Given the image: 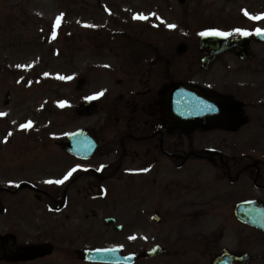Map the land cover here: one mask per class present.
I'll return each instance as SVG.
<instances>
[{"label":"flooded vegetation","instance_id":"obj_1","mask_svg":"<svg viewBox=\"0 0 264 264\" xmlns=\"http://www.w3.org/2000/svg\"><path fill=\"white\" fill-rule=\"evenodd\" d=\"M215 1L209 5V1L192 0L199 10L195 20L206 25L202 28L206 31L231 33L222 36L236 39L237 43L216 53L207 69L201 61L208 53L201 48L198 37L187 40L185 35L183 39L173 38V42L164 33L158 38L150 24L148 29L136 22L141 24L132 34L137 38L123 39L119 38L122 34H115V38L111 35L110 39L98 41L100 49L111 54L110 60L104 59L102 69L108 78L98 105L102 117L97 126H89L98 149L86 161L71 156L59 158V152L54 151V163L63 161L54 169V206H64L68 211L81 205L73 191L79 194L85 190L87 199H95L96 190H105L107 195L123 183L130 184L139 191L138 201L146 195L158 215L163 213L167 221H180L182 232L194 235L197 258L187 264H212L213 257L222 252L235 256L248 253L247 264H264V240L259 243L262 251L256 252L254 258L251 234L257 236V232L240 222L234 212L236 204L245 200L256 199L264 205V34L257 36L258 29L264 32V6H223L222 1L215 6ZM158 3L143 20L165 32L171 25V0ZM113 4L103 10L110 9L106 14L115 28L119 23L114 22L111 9H119L121 3ZM190 9L178 11L173 25L189 29L186 21L193 16ZM254 16L261 18L253 19ZM127 19L122 24L128 30L127 26L133 24ZM123 28L117 29L124 32ZM238 28L249 34L235 32ZM135 43L142 47L141 53L124 57L123 48ZM178 43L185 46L183 53L177 52ZM173 82H191L208 95L232 101L238 106V128L202 125L188 132L171 129L160 107L162 92ZM95 127L103 131L96 134ZM202 128H210L214 134L205 138ZM241 128H245L244 134L236 135ZM75 162L82 167H73ZM93 169L99 173L89 172ZM67 170H72L69 178L56 183ZM9 208L10 204L6 212ZM25 216L21 217L24 230ZM59 217L54 214V224ZM7 241L8 236L1 241L0 257L12 251L3 244Z\"/></svg>","mask_w":264,"mask_h":264},{"label":"rangeland","instance_id":"obj_2","mask_svg":"<svg viewBox=\"0 0 264 264\" xmlns=\"http://www.w3.org/2000/svg\"><path fill=\"white\" fill-rule=\"evenodd\" d=\"M189 1L185 0L181 8H192L194 14L198 9ZM220 1H223V6L232 5L229 0H217L215 6L220 4ZM118 2H122L123 10H114L116 15L128 18L129 24H136V26H127V30L126 25L122 24L123 19L120 20V17L115 15L114 22L119 23L115 28L122 26L128 34L135 33L134 28L141 25H137L136 22H142L148 29L151 26V29L156 31V37L161 38L164 33L169 34L174 42L173 38H181L185 35L183 38L191 40L202 27L206 26H197L196 20L192 19V25H187L189 30L178 26L163 32L160 28L153 27L151 21L135 18L132 15L134 12L143 16L150 14V9L154 8L153 0H120ZM233 2L236 5H246L251 9L264 6V0H233ZM113 3L115 1L112 0H77L76 2L74 0H0V114H3L0 115V201L1 204L6 201L10 204L8 216L0 215V238L9 236L8 242L4 245L13 250L44 243L52 248L50 253L25 263L2 261L0 264H79L81 261L75 253L72 251V254H66V249L71 248L70 250L77 251L86 247H104L113 244L121 245L124 252H135L139 256L136 264H187L194 262L197 258V248L191 239L187 241L189 252H186V248L183 247V235L187 234L182 232V223L163 219L156 224L153 223L149 215L154 204H149L145 200L144 206L142 203L135 206L139 191H132L131 188L124 190L126 195L124 199L129 200H124L121 205L115 207L116 209L108 207L101 211L100 207H88L84 211V214H88V217L84 218L85 221L80 220L81 216L70 217L73 220L64 228H59L56 234L53 228L41 226L44 224L60 226V222L54 224V212L47 213L45 208L47 199L36 202L29 190H21L17 195L4 191V189L12 188L5 187L9 181L16 185L21 179L34 182L40 179V176H33L36 165L31 162V159H28V164L21 168L13 165L14 161L20 162L32 155L38 156L39 159L47 156L54 158L56 149L54 138L62 140L61 138H65L66 134L75 127H87L89 124L95 126L98 121L100 122L102 115L77 118L72 114V108L80 100L95 97L105 83L103 77L95 75L98 73L85 74V72L86 69L94 66L92 59L98 63L101 59L110 60L106 52L97 53L94 57L91 52H95V48L100 46H96L94 42L90 46L89 42L94 39L99 40V37L103 35L101 32L105 30L102 29L101 22H109L108 19L105 20L103 8L114 5ZM74 4L79 6L80 12H77L80 16L78 21L81 24L74 25L76 29H68V21L75 16ZM209 5H211L210 0ZM65 7L73 9L69 11ZM179 10L177 1L171 0V16H175L174 13ZM60 13L63 14L62 26L54 31L53 39H50L49 28L54 21H57ZM170 20L173 24L177 19ZM78 25L81 27L79 28ZM84 25L85 27H82ZM88 64L91 66H86ZM94 68L97 67L94 66ZM74 72H77L80 77L86 75L87 83L80 91L74 88L75 79L78 78L73 77ZM7 92L11 99L10 103L5 105L3 100ZM29 122H31L29 127H21ZM97 128L103 131L102 128ZM244 131L245 128H241L236 135H243ZM203 133L213 134L210 130ZM62 163L63 161L60 160L48 166L53 168L54 173V169ZM90 163H94V160ZM45 176L43 177L46 178ZM38 188L43 191H54L51 184H41ZM133 193L136 194L135 207H132L131 203ZM144 198L147 196L145 195ZM118 203L121 202L118 201ZM91 208L100 216L113 211L118 222L125 226L123 231L117 234L107 229L103 224V217L91 219L89 217ZM26 210L30 211L28 215ZM20 215H26L24 219L26 230L22 228L23 222L16 221L20 220ZM11 217L15 221H8ZM77 221H80L79 224L74 225ZM36 224L38 225L34 226ZM157 243L164 247L166 253L152 260L142 259L144 250L150 249ZM252 245L256 249L255 258L256 252L262 251V247L255 242L253 236ZM61 247L64 248L63 253L56 250ZM255 262L259 263V260Z\"/></svg>","mask_w":264,"mask_h":264},{"label":"water","instance_id":"obj_3","mask_svg":"<svg viewBox=\"0 0 264 264\" xmlns=\"http://www.w3.org/2000/svg\"><path fill=\"white\" fill-rule=\"evenodd\" d=\"M202 40H203L202 42L203 47L208 48V49H212L216 43H218L216 46L219 49H222L228 46L229 44H232L231 41H226L223 39H218L219 41H216L214 43L213 36H204L202 37ZM81 83L82 81L79 82L78 87H80ZM8 101H9V95L6 96L5 103H8ZM212 103L215 104L216 109H214V107L212 106ZM162 106H163L162 107L163 113H165L167 109V118L169 122H176L177 120H175L174 118H179V119L182 118L184 120L183 123L187 125H190V124L201 125V124H204L205 122L207 125H212L213 123H215V120L221 119V118H224V121L223 122L219 121L220 125H223V124L227 125L229 123L227 119L230 118L231 111L228 115L226 112V108L228 107V109H232L231 103L227 105V103L222 101V99H218L214 97H206L205 95H202L200 91H198L196 88L190 85H183V86L173 85L167 88V90L163 94ZM94 108L95 106L93 102H86L77 108V112L79 115L92 114L94 111ZM217 110H218V113H217ZM73 136L76 139V138H88L86 136H89V135L82 131L76 132L75 134H72V135H68L67 136L68 142L65 144V147L69 151H72L70 148L71 143L69 142L70 141L69 138H72ZM76 145L77 147H81V146L83 147V143H80L79 141L76 142ZM240 207H242V205L238 206V208ZM237 216L240 219H243V216L240 215V213H237ZM244 220L258 228H261L264 231V208L261 206L250 204V214H248ZM105 223L114 224V220L112 218H106ZM48 251H49L48 246L22 249V250L16 251L12 255H10V257L11 258H33L39 255L45 254ZM159 253H160V249L156 248L154 252H149V255L159 254ZM87 254H90V256L87 257L90 261L124 262V263L132 262L131 257H129L128 259H125V257H120L119 251L116 248L111 249V250L110 249L105 250V251L95 250V251L87 252ZM213 263L214 264H232L233 259L230 255L225 254L221 257L216 258Z\"/></svg>","mask_w":264,"mask_h":264},{"label":"snow or ice","instance_id":"obj_4","mask_svg":"<svg viewBox=\"0 0 264 264\" xmlns=\"http://www.w3.org/2000/svg\"><path fill=\"white\" fill-rule=\"evenodd\" d=\"M245 14H247V13H245ZM136 18H140V19H147V17H145V16H143L142 14L141 15H139L138 17H136ZM253 19H260L261 17L260 16H254V17H252ZM58 20H59V18H58ZM168 27H170V28H173V27H175V25H168ZM235 32H238V33H240V34H242V35H248L249 33L246 31V30H242V29H235L234 30ZM261 32V30H257V33H260ZM231 33H224V32H219V31H216V30H209V31H206V32H201L200 33V35H230ZM62 79H63V77H62ZM102 93H98V94H96L97 96L98 95H101ZM91 98H93V97H89V99H91ZM0 115H3V114H0ZM30 124H31V122H29L27 125H21V127L23 128V127H29L30 126ZM70 174V173H69ZM65 178H67V177H65ZM52 181H49V183H51ZM63 181H56V183H62Z\"/></svg>","mask_w":264,"mask_h":264}]
</instances>
